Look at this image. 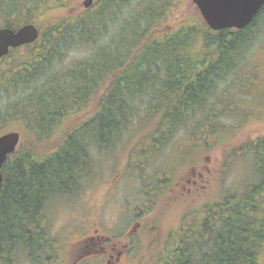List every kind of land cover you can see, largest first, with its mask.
I'll return each instance as SVG.
<instances>
[{"label": "trees", "instance_id": "trees-1", "mask_svg": "<svg viewBox=\"0 0 264 264\" xmlns=\"http://www.w3.org/2000/svg\"><path fill=\"white\" fill-rule=\"evenodd\" d=\"M65 1L0 0V27L39 29L0 59V134L13 126L22 137L1 168L0 264H10L11 250L32 262L45 253L43 208L79 192L94 174L93 153L115 148L136 115L155 119L142 152L152 158L199 112L208 122L191 134L205 147L224 141L236 126L219 117L235 101L209 100L242 66L264 14L263 4L239 29L213 30L200 16L166 29L179 0H95L60 16ZM73 49L87 55L63 67ZM235 151L252 157V178L184 217L156 264H264V134L223 160Z\"/></svg>", "mask_w": 264, "mask_h": 264}, {"label": "rangeland", "instance_id": "rangeland-1", "mask_svg": "<svg viewBox=\"0 0 264 264\" xmlns=\"http://www.w3.org/2000/svg\"><path fill=\"white\" fill-rule=\"evenodd\" d=\"M84 1H65V6L58 11L60 16L91 8L95 2L92 0L91 5L85 7ZM197 16L201 17L192 0H179L172 8L166 29ZM85 55L87 51L73 49L64 57L62 66L67 67ZM246 55L242 66L218 86L209 100V105L213 104L225 94L235 101L230 112L219 117L220 123L236 126L224 141L214 144L216 140L211 137L210 145L205 147L191 134L192 126L199 119L208 122L199 112L198 118L179 128L165 148L152 158L142 152L149 144L146 135L155 119L141 123L136 115L115 148L93 153L94 174L79 185V192L47 202L42 211L43 254L62 255L65 250L68 257L64 264H72L78 249L88 242L86 236L93 234L99 244L97 236L104 234L102 244L117 248L127 244L120 264H156L165 239L184 217H190V212L205 201L216 200L225 191L243 185L251 175L250 154L235 151L225 161L223 159L228 150L264 134V14ZM250 68L255 73L252 79L248 76ZM226 101L228 103V99ZM10 130L19 132L13 126L5 132ZM21 140L20 134L19 142ZM136 220L140 224L130 233L129 228ZM9 259H13L14 264H28L26 251L11 250ZM79 264L103 262L100 258H84Z\"/></svg>", "mask_w": 264, "mask_h": 264}, {"label": "water", "instance_id": "water-1", "mask_svg": "<svg viewBox=\"0 0 264 264\" xmlns=\"http://www.w3.org/2000/svg\"><path fill=\"white\" fill-rule=\"evenodd\" d=\"M204 22L209 28H243L258 13L264 0H192ZM92 0H85L88 7ZM39 29L32 23L12 29L0 27V59L8 54L11 48L32 43L38 38ZM20 134L11 130L0 134V188L3 180L1 168L8 155L13 153L19 143Z\"/></svg>", "mask_w": 264, "mask_h": 264}, {"label": "flooded vegetation", "instance_id": "flooded-vegetation-1", "mask_svg": "<svg viewBox=\"0 0 264 264\" xmlns=\"http://www.w3.org/2000/svg\"><path fill=\"white\" fill-rule=\"evenodd\" d=\"M139 224L140 222H138V220L133 222L132 226L129 228V232H134ZM94 231H96V229H94ZM105 236L106 235L104 234L97 236V241L99 244H96V238L93 234L86 236L85 241H91V244H88L87 242L82 248L78 249V255L75 257V260L72 262V264H79L84 258H100L103 264H120L122 258L125 257L127 244H124L122 248H117L116 246H107L102 244L101 241V239ZM54 246L58 247V245L55 244ZM63 251L65 253V250H62V255H38L36 261L34 262H32V259L28 257V264H64L67 261L66 259L68 254H63ZM10 264H14L13 259L10 260Z\"/></svg>", "mask_w": 264, "mask_h": 264}]
</instances>
